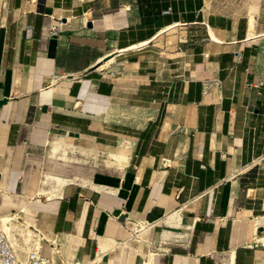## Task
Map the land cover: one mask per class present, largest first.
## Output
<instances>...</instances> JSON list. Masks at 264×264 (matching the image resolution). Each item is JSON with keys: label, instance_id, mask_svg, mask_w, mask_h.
<instances>
[{"label": "crops", "instance_id": "0c3cea01", "mask_svg": "<svg viewBox=\"0 0 264 264\" xmlns=\"http://www.w3.org/2000/svg\"><path fill=\"white\" fill-rule=\"evenodd\" d=\"M252 6L251 29L216 0H0V229L19 258L264 264Z\"/></svg>", "mask_w": 264, "mask_h": 264}, {"label": "built area", "instance_id": "2783aa9c", "mask_svg": "<svg viewBox=\"0 0 264 264\" xmlns=\"http://www.w3.org/2000/svg\"><path fill=\"white\" fill-rule=\"evenodd\" d=\"M57 28L52 29L54 34ZM55 78H57L55 76ZM0 264H55L54 261L39 251H31L26 255L24 262L19 259L17 252L3 231L0 230ZM73 264H84L79 261ZM88 264V263H87Z\"/></svg>", "mask_w": 264, "mask_h": 264}, {"label": "rangeland", "instance_id": "374dc122", "mask_svg": "<svg viewBox=\"0 0 264 264\" xmlns=\"http://www.w3.org/2000/svg\"><path fill=\"white\" fill-rule=\"evenodd\" d=\"M254 2L255 0H216L218 10L221 13L235 17L247 15ZM29 252H31L30 249L28 250ZM19 259L24 261L21 257Z\"/></svg>", "mask_w": 264, "mask_h": 264}, {"label": "bare ground", "instance_id": "6f19581e", "mask_svg": "<svg viewBox=\"0 0 264 264\" xmlns=\"http://www.w3.org/2000/svg\"><path fill=\"white\" fill-rule=\"evenodd\" d=\"M254 10H255V8L252 6V7H250V9H249V17H250V24H251V29H252V27H254V25H255V16H254ZM9 218H4L3 220H2V228L0 229L1 231H3L4 232V234L6 235V236H9V238H10V230H11V227H10V224H9ZM10 240V239H9ZM13 247V246H12ZM14 248V247H13ZM16 251V250H15ZM22 262H24V261H22Z\"/></svg>", "mask_w": 264, "mask_h": 264}, {"label": "water", "instance_id": "95a60500", "mask_svg": "<svg viewBox=\"0 0 264 264\" xmlns=\"http://www.w3.org/2000/svg\"><path fill=\"white\" fill-rule=\"evenodd\" d=\"M89 27H91V24H89Z\"/></svg>", "mask_w": 264, "mask_h": 264}]
</instances>
